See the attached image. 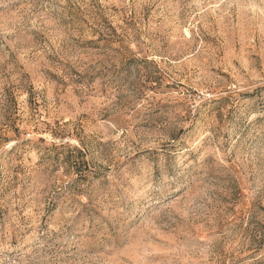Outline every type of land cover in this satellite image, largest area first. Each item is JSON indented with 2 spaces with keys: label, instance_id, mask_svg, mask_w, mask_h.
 Returning a JSON list of instances; mask_svg holds the SVG:
<instances>
[{
  "label": "rangeland",
  "instance_id": "374dc122",
  "mask_svg": "<svg viewBox=\"0 0 264 264\" xmlns=\"http://www.w3.org/2000/svg\"><path fill=\"white\" fill-rule=\"evenodd\" d=\"M0 264H264V0H0Z\"/></svg>",
  "mask_w": 264,
  "mask_h": 264
}]
</instances>
